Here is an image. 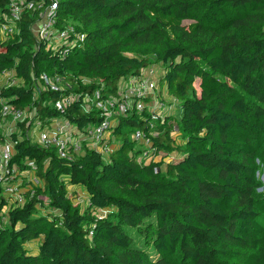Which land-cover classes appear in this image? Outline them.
Listing matches in <instances>:
<instances>
[{"label":"trees","instance_id":"16d2710c","mask_svg":"<svg viewBox=\"0 0 264 264\" xmlns=\"http://www.w3.org/2000/svg\"><path fill=\"white\" fill-rule=\"evenodd\" d=\"M29 1L18 31L0 37V73L14 70L23 85L0 87V98L35 107L44 127L63 119L84 131L105 116L85 98L118 96L122 78L160 64L181 116L152 141L177 156L139 160L144 144L133 135L149 133L147 112L116 116L108 157L85 147L69 160L15 135L11 165L25 170L34 160L43 185L9 209L0 264H264V0H58V27L72 21L82 35L71 46L37 40L50 0ZM10 2L0 0V21L11 17ZM43 74L71 84L76 98L64 110L55 102L71 91L53 90ZM37 80L46 86L39 93ZM69 185L88 192L84 212ZM7 204L0 190V216Z\"/></svg>","mask_w":264,"mask_h":264},{"label":"built area","instance_id":"2783aa9c","mask_svg":"<svg viewBox=\"0 0 264 264\" xmlns=\"http://www.w3.org/2000/svg\"><path fill=\"white\" fill-rule=\"evenodd\" d=\"M34 6V2L29 0H11L10 9L11 17L15 23L21 17V13L25 8H31ZM58 7V0H50L47 8L43 9L42 17L34 26V32L38 41L47 40L54 46L64 43L67 46L74 45L78 42V39L82 38L76 32L75 26L67 22L63 28L58 27V18L56 16V10ZM37 8H42V4L39 3ZM72 35V36H71ZM11 70H5L0 73V76H9ZM15 72V71H14ZM154 68H145L139 75L133 76L135 80L132 81V85H127L125 89H122L124 82L128 81V78H122L120 80V88L118 96L111 95L106 98L101 97V93L98 90L96 107L103 111L104 119L93 126L87 127L84 131L79 129L73 131V127L69 122H62L55 120L53 123L47 126L40 127L38 139L42 147L57 149V153L61 158L71 160L74 158V154L84 153L85 147L90 149H97L104 154L112 152L114 149V143L111 140L112 128L116 124V120L111 119L112 112H116L118 115H128L132 112L143 114L147 112L149 118L143 117V120L147 122V128L149 133L147 134L143 130L135 131L133 137L137 141H141L143 146V152L140 154L139 160L150 163L152 160L171 161L177 156L176 153L167 154L163 151H157L153 144L152 137L159 135L158 126H162L168 122L170 117H175L174 106L165 105L162 102L160 96L162 95V89L160 88V81L154 79ZM132 78V79H133ZM42 79L53 90H60L61 88L54 85L46 74L42 75ZM12 82L15 85L17 78L13 75ZM12 86V85H10ZM168 94V92H167ZM76 97L66 96L55 102V106L58 109L64 110L68 104H71ZM0 103V123L1 117L13 116L17 119H22L27 109H20L8 102ZM176 103H179L175 98ZM158 124V126H156ZM179 127L176 123L172 124L171 134L176 137ZM17 141L6 143L0 139V165L6 162L7 165L12 166V171H15L13 165H11L12 157L16 153ZM31 166L36 168L34 160L27 161ZM3 175H0V190L3 193H15V185L13 183H5ZM20 201L22 199L20 198Z\"/></svg>","mask_w":264,"mask_h":264},{"label":"rangeland","instance_id":"374dc122","mask_svg":"<svg viewBox=\"0 0 264 264\" xmlns=\"http://www.w3.org/2000/svg\"><path fill=\"white\" fill-rule=\"evenodd\" d=\"M70 23H72V21ZM17 31L18 28L16 27V23L12 19H10L9 16H3V19L0 21V37L2 39H6L10 36H13V34H15ZM148 68H154L155 70L154 79L160 81L159 85L160 88L162 89V95L160 96V98L162 99V102L167 106H169L170 104L176 105L174 106V109H176L174 116L176 118H179L181 116V107L179 103H176L174 101L175 97L169 94V91L167 89L163 77L165 73L164 67L160 64H152ZM9 75L10 77L7 75L0 76V87H9L10 85H14L12 82V78L13 75L17 78L16 73L14 72V70H11ZM132 78L133 76L128 77V81L124 82L122 89L123 88L125 89L127 85H132V81L130 80H135V78L133 79ZM50 80L53 82L54 85L60 87L61 89H68L69 91H71L70 95L72 96L75 95V92H72V86L69 83V81L60 80V78L59 79L50 78ZM16 84L23 85L22 81L18 78ZM25 86L28 87L29 85L25 84ZM33 87L36 90V92L39 93L42 89H45L46 86L41 81L37 80L33 83ZM97 98H98L97 94L85 98L84 107H86V109H91L92 107H96ZM0 103H5V100H1ZM117 115L118 114H116V112H112L111 119L115 120ZM44 119L45 118H43L42 114H40L35 107L28 108L22 119L20 118L17 119L13 116L1 117L0 136H2L3 139L1 138L0 139L6 143H11L15 141L14 140L15 135L18 136L19 139H21V137L25 135L26 138H28L31 143L41 146V143L38 139V134L40 132L39 130L40 127L46 124ZM58 121L66 122V120L63 119H59ZM20 123H25V127H26L25 134L24 131H22ZM156 126H158V124H156ZM159 127L160 126H158V129ZM175 138L177 143L179 144L183 143L184 138L180 129L178 130ZM262 155L263 156L261 158V161L259 160L258 162L259 163L258 179L260 183V190L264 191V153ZM105 157H108V155L105 154ZM25 164L27 166V169L22 170L18 166H14L15 171H12V166L7 165L6 162H3V165H0V175H3V179L7 183H13V185H15L16 187L15 193L13 194L3 193L8 204L1 212L0 228L2 226L9 225V220L7 217V213L9 209H11L14 206L21 205L22 202L20 201V198L22 199V201H25L24 194L30 189H32L33 186L43 185V182L37 176L36 168L34 166H31L28 162H26ZM68 188L70 189L74 202L76 204H79L82 207V211L84 212V210L89 205L88 192L85 190L83 186H79V185H69ZM48 211H55V210L54 209L52 210L51 208L42 209V212L45 214H47ZM110 211H111L110 209L105 208V209H99L95 211V213L97 215H106ZM39 243L40 240H36L31 243H28L26 246L32 251H37ZM142 245L149 247L143 242ZM149 249H151V247H149Z\"/></svg>","mask_w":264,"mask_h":264},{"label":"crops","instance_id":"0c3cea01","mask_svg":"<svg viewBox=\"0 0 264 264\" xmlns=\"http://www.w3.org/2000/svg\"><path fill=\"white\" fill-rule=\"evenodd\" d=\"M76 130V128L75 127H73V131H75Z\"/></svg>","mask_w":264,"mask_h":264}]
</instances>
